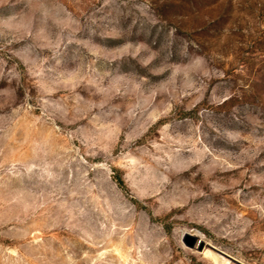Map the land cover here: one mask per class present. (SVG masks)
<instances>
[{
  "label": "rangeland",
  "instance_id": "374dc122",
  "mask_svg": "<svg viewBox=\"0 0 264 264\" xmlns=\"http://www.w3.org/2000/svg\"><path fill=\"white\" fill-rule=\"evenodd\" d=\"M211 248L264 264V0H0V264Z\"/></svg>",
  "mask_w": 264,
  "mask_h": 264
},
{
  "label": "water",
  "instance_id": "95a60500",
  "mask_svg": "<svg viewBox=\"0 0 264 264\" xmlns=\"http://www.w3.org/2000/svg\"><path fill=\"white\" fill-rule=\"evenodd\" d=\"M183 244L186 247L189 248H193L196 245H199V249L201 250V248L203 247V242L200 239H197L195 236L189 234V233H184L183 234V240H182ZM220 255L225 256L223 253L217 251Z\"/></svg>",
  "mask_w": 264,
  "mask_h": 264
},
{
  "label": "bare ground",
  "instance_id": "6f19581e",
  "mask_svg": "<svg viewBox=\"0 0 264 264\" xmlns=\"http://www.w3.org/2000/svg\"><path fill=\"white\" fill-rule=\"evenodd\" d=\"M213 250H216V249H214V248H211L210 250H207V251H205V254L207 255V256H209L216 264H218L219 262H220V259H222V258H220L217 254H219V253H215Z\"/></svg>",
  "mask_w": 264,
  "mask_h": 264
}]
</instances>
